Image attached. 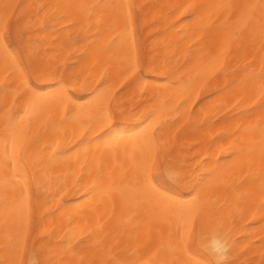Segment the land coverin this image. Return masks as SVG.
<instances>
[{"label": "bare ground", "instance_id": "1", "mask_svg": "<svg viewBox=\"0 0 264 264\" xmlns=\"http://www.w3.org/2000/svg\"><path fill=\"white\" fill-rule=\"evenodd\" d=\"M261 3L0 0L17 46L0 44V264L170 262L175 217L142 191L145 160L213 225L203 242L217 235L221 264H264ZM103 5H131L130 20ZM29 88L44 97L32 112ZM8 118L22 139L6 154ZM109 127L124 139L97 140Z\"/></svg>", "mask_w": 264, "mask_h": 264}, {"label": "snow or ice", "instance_id": "2", "mask_svg": "<svg viewBox=\"0 0 264 264\" xmlns=\"http://www.w3.org/2000/svg\"><path fill=\"white\" fill-rule=\"evenodd\" d=\"M5 9L3 17H0V22H6L8 19L7 9L11 7V5H4ZM45 7V6H40ZM71 7V6H69ZM78 7L84 8L88 7L86 5H79ZM93 7H106V8H127V16L129 20L131 18V5H103V6H93ZM223 7H239L233 5H226ZM249 8H255L257 6L250 5L246 6ZM261 11L264 12V0H262L261 5L259 6ZM262 29H264V22L261 24ZM21 34L18 32L17 36L19 37ZM12 37L11 35L5 36L2 32H0V44L4 47L5 52H8L11 44ZM137 64L133 61L129 66L125 69L128 73L135 72ZM23 71V69H19ZM34 71H39V69H34ZM143 77L138 76L136 80L132 81L133 84L142 80ZM260 84L261 94L264 95V72L260 74L258 77ZM25 87H27V81L22 82ZM25 97H29V112L34 111L40 101L44 99L36 89L29 88L28 91L24 93ZM261 109L264 112V100L261 102ZM100 116L99 119L103 122H107L111 120L113 112L110 107H105L104 105L100 106ZM147 119V117H146ZM262 122H264V114H262ZM264 131V129H262ZM4 135V143H5V153L7 154V144L8 141L11 140L13 144V148L15 149L18 144L21 142V133L19 131V126L13 123L11 118H8V122L4 125L3 130ZM135 136H145L149 135V128L143 127L140 128L138 132L134 133ZM104 138H108V140H122L124 139L123 134L114 127H109L107 131L104 132L102 137H97V140H103ZM155 160H145L142 165L141 172V181H142V191L148 195L151 199L155 200L159 204L166 205L170 209L171 215L175 217L176 230L175 234L169 232V239L166 243H162L161 247L166 248L167 250L173 253V259L165 264H221L218 259L222 254V247L220 245L219 239L217 235L213 232L211 239L204 243V239L207 234L212 231L213 225L211 223H206L201 221L199 224L196 222V216L192 211V203L190 201H184L179 199V194L174 193L173 191L166 189L162 184H160L159 180H156L155 177L152 176V169L155 166ZM156 180L154 183L153 181ZM195 198H193V201ZM27 227L23 222L20 225V228L14 238L15 241V250L18 254L22 255L24 249L27 245ZM191 241V243H189ZM7 248L8 245L6 244ZM199 257V258H198ZM12 264H16L15 261H12ZM21 264L23 262L21 261ZM29 264H36L35 261L30 260ZM83 264V262H81ZM91 264H95V262H91ZM120 264H127V262H120ZM148 264V262H145Z\"/></svg>", "mask_w": 264, "mask_h": 264}, {"label": "rangeland", "instance_id": "3", "mask_svg": "<svg viewBox=\"0 0 264 264\" xmlns=\"http://www.w3.org/2000/svg\"><path fill=\"white\" fill-rule=\"evenodd\" d=\"M8 35H11L12 39L10 41V44L13 46V47H17L16 44H15V39H14V36H13V31H12V27L10 26L9 28V31L8 33L6 34V36ZM14 42V43H13ZM158 179L164 183V184H167L169 181L164 177V175L161 173L160 175H158Z\"/></svg>", "mask_w": 264, "mask_h": 264}]
</instances>
